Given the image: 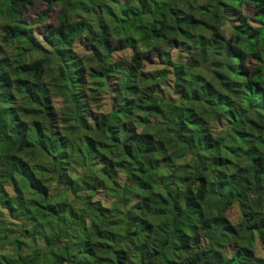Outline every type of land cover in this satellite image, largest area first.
Instances as JSON below:
<instances>
[{
  "label": "trees",
  "instance_id": "1",
  "mask_svg": "<svg viewBox=\"0 0 264 264\" xmlns=\"http://www.w3.org/2000/svg\"><path fill=\"white\" fill-rule=\"evenodd\" d=\"M35 1L0 0V264H264V0Z\"/></svg>",
  "mask_w": 264,
  "mask_h": 264
},
{
  "label": "rangeland",
  "instance_id": "2",
  "mask_svg": "<svg viewBox=\"0 0 264 264\" xmlns=\"http://www.w3.org/2000/svg\"><path fill=\"white\" fill-rule=\"evenodd\" d=\"M45 8H46V5L43 2L37 0L31 6L28 7L27 11H25L23 13L22 18L26 22L34 21L35 18L37 16H39L41 11H43ZM57 10H58V8H53L50 11L49 18L46 21L47 23L54 24L56 22L55 20H56ZM172 54L174 55V52H172ZM114 55H115L116 58H124L126 56H130L131 55V50L130 49H126V50H123V51L115 52ZM143 66L146 69L152 68V67L156 66V60H154V58H151V60L144 59ZM58 101H59V99L56 98L55 102L57 104H58ZM94 199H96V200L99 199V200H101L102 203L106 204L105 196L99 195V193L94 196ZM227 214H228V216L230 217V219L232 221H234V222L237 221L238 217H237V212H236L235 208H233L230 211H228ZM10 220H12V219L8 218L7 216L5 217V220H3V223H4L3 224V228H5V227H7V228H16V225H14L15 223H13V225L8 224V221L10 222ZM2 251H3V249L1 248V242H0V253Z\"/></svg>",
  "mask_w": 264,
  "mask_h": 264
}]
</instances>
